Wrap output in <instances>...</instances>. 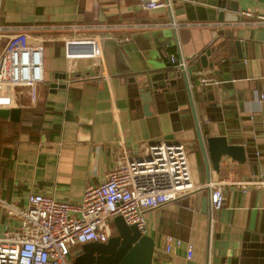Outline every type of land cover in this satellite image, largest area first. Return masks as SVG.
<instances>
[{
  "label": "crops",
  "instance_id": "crops-1",
  "mask_svg": "<svg viewBox=\"0 0 264 264\" xmlns=\"http://www.w3.org/2000/svg\"><path fill=\"white\" fill-rule=\"evenodd\" d=\"M169 1L171 19L168 6L143 10L137 0H0L3 34L25 29L30 37L80 35L108 25L100 42L103 72L92 73L86 59L70 67L56 56L63 51L59 42L46 49L47 81L38 85L43 87L41 102L36 106L15 102L20 111L13 114L15 119L38 115L41 131L33 137L18 135L7 168L0 173V197L22 207L25 192L31 190L77 203L85 185L104 179L119 147L128 157L140 158L151 143L181 140L193 188L144 211L143 233L153 239L151 264H264V188L242 191L226 184L222 205L209 221L206 185L225 176L244 179L264 174V40L256 39L260 25L249 23L253 18L243 14L264 15V0ZM219 8L232 20L218 22ZM230 28L245 40L241 59L206 65L214 82L194 76L186 77L185 85L172 75L175 83L163 85L166 88L157 90L143 106L141 98L148 95L139 89L152 87L150 75L165 67V53L179 52L192 70L201 67L195 60L197 52L216 41L221 29ZM79 50L66 48V53L81 54ZM64 68L76 71L67 74ZM60 71L63 80L54 78ZM52 81L65 86L52 88ZM185 87L190 89L197 122L209 133L224 132L234 142L247 140L244 162L223 156L219 170H210L206 178ZM198 190L202 191L195 207L190 195ZM15 222L0 209V233ZM166 236L178 239L180 245H170L166 251Z\"/></svg>",
  "mask_w": 264,
  "mask_h": 264
},
{
  "label": "built area",
  "instance_id": "built-area-1",
  "mask_svg": "<svg viewBox=\"0 0 264 264\" xmlns=\"http://www.w3.org/2000/svg\"><path fill=\"white\" fill-rule=\"evenodd\" d=\"M143 10L168 6L169 0H137ZM253 19V25L264 27V15L243 13ZM135 24V23H133ZM142 23L141 25H146ZM157 24V23H155ZM172 27L176 23L169 21ZM188 24V23H187ZM200 25V23H194ZM136 25V24H135ZM108 25L98 31L91 27L80 35H38L30 37L25 29L5 33L0 24V114H15L20 111L15 103L16 86L26 88L30 99L34 97V83L43 80V62L48 47L63 46L57 53L65 63L79 59L92 60V73L103 72L100 42ZM74 45V46H70ZM66 48H79L76 55L66 53ZM166 59L177 69L186 67L181 54L165 53ZM80 67V66H77ZM73 73L75 69H63ZM207 67L185 72V77H197L202 82H214ZM263 97L259 95V100ZM119 147L115 164L105 173L104 179L83 188L77 203L58 200L50 195L27 190L25 206H17L0 197V209L16 219L13 226L0 233V264H73V251L87 241L105 242L114 233L112 217L120 215L127 224H135L144 231L146 209L174 200L178 195L192 190L186 148L183 141H160L148 146L147 155L130 158ZM237 186L242 191L248 188H264V174L233 179L229 176L206 182L209 188V221L223 201V187ZM180 245L178 239L165 237V250L170 245ZM187 256L191 254L188 245Z\"/></svg>",
  "mask_w": 264,
  "mask_h": 264
},
{
  "label": "water",
  "instance_id": "water-1",
  "mask_svg": "<svg viewBox=\"0 0 264 264\" xmlns=\"http://www.w3.org/2000/svg\"><path fill=\"white\" fill-rule=\"evenodd\" d=\"M167 8L168 18L171 19L169 6ZM216 20L218 22H223L232 19L228 18L227 15H225L224 10L219 8L217 10ZM218 37L219 38L216 41L206 45L197 52L195 60L199 61L201 67H205L206 65H210L222 59H230L232 62H235L242 58V49L245 40L234 35L231 28L225 30L221 29L218 33ZM256 39L264 40L263 26L257 28ZM86 60L89 61V63H92L90 58ZM69 66L72 67L75 65L73 62H69ZM190 71L191 67L189 65L184 69H177L167 60L165 67L150 75L149 79L153 82L152 87L144 86L139 89V92H144L148 95L147 98H141L143 106H148L152 95L157 92V90H164L166 88L163 87V85L173 84L177 79H183L185 85H188L185 72L189 73ZM79 74V72L74 73L75 76H78ZM172 75L176 76L177 79H172ZM64 77L65 74L62 71L54 74V78H57L58 80H63ZM49 86L55 88L63 87L65 84L61 81H59V83L52 81L49 83ZM185 88L188 94L190 114L193 118L194 140L196 147L199 150L206 178H208L210 170H214L215 172L219 170V162L223 156L239 162H244L247 158L245 149L247 140L234 142L230 140L228 135L224 132L209 133L207 126H202L197 122L196 113L193 110L190 98V89L188 87ZM194 89L195 87H191V91H194ZM0 115L9 116V118L15 119V115L11 113ZM201 191L202 190L192 192L190 195V199L192 198L195 202V207L198 205ZM111 221L114 233L110 235L105 242L87 241L80 244L78 249L73 251L72 263L151 264L153 251V239L151 236L141 233L135 224L125 223L120 215L113 216Z\"/></svg>",
  "mask_w": 264,
  "mask_h": 264
},
{
  "label": "trees",
  "instance_id": "trees-1",
  "mask_svg": "<svg viewBox=\"0 0 264 264\" xmlns=\"http://www.w3.org/2000/svg\"><path fill=\"white\" fill-rule=\"evenodd\" d=\"M40 124L38 115H21L17 119L0 115V173L7 168L8 154L14 148L18 135L24 132L33 137L41 131Z\"/></svg>",
  "mask_w": 264,
  "mask_h": 264
},
{
  "label": "rangeland",
  "instance_id": "rangeland-1",
  "mask_svg": "<svg viewBox=\"0 0 264 264\" xmlns=\"http://www.w3.org/2000/svg\"><path fill=\"white\" fill-rule=\"evenodd\" d=\"M1 23V21H0ZM82 32H87V31H82ZM80 32V33H82ZM47 61H45L44 63H46ZM47 65V64H45ZM44 73V72H43ZM45 81H47V76L43 77V80L41 81H36L34 83V92H35V97H34V100L30 99L28 97L27 94H25V88L24 87H21V86H16L15 87V90L17 92V96H16V100L15 102L21 106H36L38 104V102H41V94H42V90H43V87H38L39 83H45ZM189 167V166H188Z\"/></svg>",
  "mask_w": 264,
  "mask_h": 264
}]
</instances>
